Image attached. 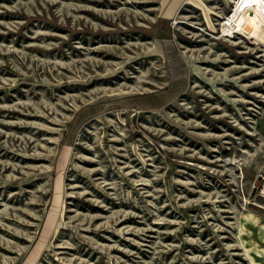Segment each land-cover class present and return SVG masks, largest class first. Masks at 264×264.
Segmentation results:
<instances>
[{
	"label": "rangeland",
	"instance_id": "374dc122",
	"mask_svg": "<svg viewBox=\"0 0 264 264\" xmlns=\"http://www.w3.org/2000/svg\"><path fill=\"white\" fill-rule=\"evenodd\" d=\"M236 2L0 0V264H264Z\"/></svg>",
	"mask_w": 264,
	"mask_h": 264
},
{
	"label": "bare ground",
	"instance_id": "6f19581e",
	"mask_svg": "<svg viewBox=\"0 0 264 264\" xmlns=\"http://www.w3.org/2000/svg\"><path fill=\"white\" fill-rule=\"evenodd\" d=\"M232 14L228 15L224 29L231 32L237 27L256 40L264 42V0H238Z\"/></svg>",
	"mask_w": 264,
	"mask_h": 264
}]
</instances>
